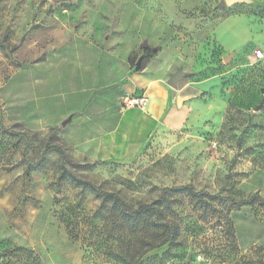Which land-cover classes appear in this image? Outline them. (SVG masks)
I'll list each match as a JSON object with an SVG mask.
<instances>
[{"label": "rangeland", "instance_id": "1", "mask_svg": "<svg viewBox=\"0 0 264 264\" xmlns=\"http://www.w3.org/2000/svg\"><path fill=\"white\" fill-rule=\"evenodd\" d=\"M263 42L264 0H0V264L31 260L1 253L14 246L40 264H264V206L239 204L264 198ZM166 60L190 73L171 105L187 97L185 119L132 109L121 133L123 94L144 91L128 75ZM61 152L132 207L166 187L204 194H169L180 235L137 258L144 235L114 231L102 198L60 179Z\"/></svg>", "mask_w": 264, "mask_h": 264}, {"label": "trees", "instance_id": "2", "mask_svg": "<svg viewBox=\"0 0 264 264\" xmlns=\"http://www.w3.org/2000/svg\"><path fill=\"white\" fill-rule=\"evenodd\" d=\"M141 70V68H138L136 72ZM68 160H70L69 156L61 152V161L59 164L60 179H64L72 185L102 198L103 203L108 204V212L111 216L110 224L114 231L125 227L131 233L144 235L141 241L142 244L137 249V258L142 257L152 249L173 242L180 235L179 224L174 220L166 219L164 215L168 205L167 197L169 194H188L194 197L204 194V192H197L190 184L166 187L163 188L159 198L154 201L142 202L136 207H132L118 192L106 190L92 180L74 173L66 165ZM208 197L216 199L218 196L208 194ZM254 201H260L264 206V198L258 194L253 195L249 199L241 200L239 204H252ZM1 253L5 256L24 255L28 259L31 258V260H27V264H40L38 256L34 255L32 250L25 247H7Z\"/></svg>", "mask_w": 264, "mask_h": 264}, {"label": "crops", "instance_id": "3", "mask_svg": "<svg viewBox=\"0 0 264 264\" xmlns=\"http://www.w3.org/2000/svg\"><path fill=\"white\" fill-rule=\"evenodd\" d=\"M254 46L256 47V49L261 48L264 50V42L262 44L256 43ZM235 53L236 51L234 50L233 56L230 59L234 57ZM170 64L171 62H169V60H166L159 64H152L145 71L134 72L131 75H128V86L130 87V89L134 91L137 89H144V91H142L141 93L146 94V96L148 97V104L145 108L147 110L146 116H142L139 112L136 113L132 110L137 108H129L131 110H129L122 117L121 121L118 124V130L121 133L122 129H124L126 132L134 131L135 125L133 126L132 120L129 119V117L127 118V116H129L128 113H131L132 115L135 114V116H142L143 121L152 123L154 120H158L162 117L165 109L168 106H170L171 108L175 97V92H173V88L168 85V79L166 78L167 74H171L169 72ZM126 92L133 91L127 90ZM179 98L180 97H176L177 106L175 108H171V111L168 114V118L175 125L181 124L186 115V110L184 108H181V105L178 103Z\"/></svg>", "mask_w": 264, "mask_h": 264}, {"label": "built area", "instance_id": "4", "mask_svg": "<svg viewBox=\"0 0 264 264\" xmlns=\"http://www.w3.org/2000/svg\"><path fill=\"white\" fill-rule=\"evenodd\" d=\"M254 56L257 62L264 65V50L258 48L254 51ZM148 104V97L144 93L125 92L120 100L122 109L141 108L145 109ZM207 262L205 254L199 253L196 255L194 264H203Z\"/></svg>", "mask_w": 264, "mask_h": 264}, {"label": "water", "instance_id": "5", "mask_svg": "<svg viewBox=\"0 0 264 264\" xmlns=\"http://www.w3.org/2000/svg\"><path fill=\"white\" fill-rule=\"evenodd\" d=\"M244 0H225V2L230 5V4H233V3H239V2H243ZM141 47L143 49H152L153 51H157L158 50V47H152L150 44H149V41L148 39H145L143 40L142 44H141ZM233 56V53L231 54V56L229 57H226L225 58V61H229L230 58ZM190 73L189 72H185L183 71L182 68H179L178 70H176L175 72L171 73L170 74V77L168 79V85L171 87V88H177V83H178V80L180 77L182 76H186V75H189ZM262 92L264 93V87L262 88ZM187 97H182V98H179L178 99V103L181 104ZM69 122V119H66L62 122V126H66Z\"/></svg>", "mask_w": 264, "mask_h": 264}]
</instances>
